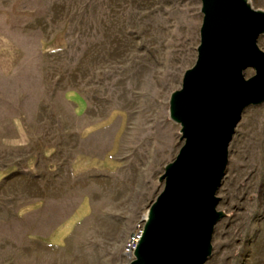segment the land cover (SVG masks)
Listing matches in <instances>:
<instances>
[{
  "label": "rangeland",
  "instance_id": "obj_1",
  "mask_svg": "<svg viewBox=\"0 0 264 264\" xmlns=\"http://www.w3.org/2000/svg\"><path fill=\"white\" fill-rule=\"evenodd\" d=\"M250 2L264 10V0ZM200 8V0H0V32L21 51L0 92L12 93L25 143L0 148V168L16 167L0 180V264L134 259L126 238L182 145L169 98L195 63ZM257 45L264 51V35ZM216 196L225 216L204 264H264V102L242 113Z\"/></svg>",
  "mask_w": 264,
  "mask_h": 264
},
{
  "label": "water",
  "instance_id": "obj_2",
  "mask_svg": "<svg viewBox=\"0 0 264 264\" xmlns=\"http://www.w3.org/2000/svg\"><path fill=\"white\" fill-rule=\"evenodd\" d=\"M197 56L168 115L182 145L164 166L163 188L144 215L130 264H204L216 223L225 216L216 196L228 164V146L242 113L264 102V10L250 0H200ZM254 73L246 77L245 70Z\"/></svg>",
  "mask_w": 264,
  "mask_h": 264
},
{
  "label": "crops",
  "instance_id": "obj_3",
  "mask_svg": "<svg viewBox=\"0 0 264 264\" xmlns=\"http://www.w3.org/2000/svg\"><path fill=\"white\" fill-rule=\"evenodd\" d=\"M20 57L21 51L18 45L3 32H0V82L11 80ZM2 92H0V133L8 132L9 134L0 135V148L11 149L17 147L19 144H25L20 134L23 131V127L19 120V113L15 101L14 105H12V93ZM69 94L67 95V99L76 103L75 92H70ZM7 101H9V110L6 108ZM11 167L12 162H10L9 166L0 168V180L5 179L10 173L16 170V167Z\"/></svg>",
  "mask_w": 264,
  "mask_h": 264
},
{
  "label": "built area",
  "instance_id": "obj_4",
  "mask_svg": "<svg viewBox=\"0 0 264 264\" xmlns=\"http://www.w3.org/2000/svg\"><path fill=\"white\" fill-rule=\"evenodd\" d=\"M143 225H144V220L139 221L135 225L131 233L128 235L124 243V247H123L124 254L131 260L134 257L133 252L135 251L137 247V243L141 237Z\"/></svg>",
  "mask_w": 264,
  "mask_h": 264
}]
</instances>
